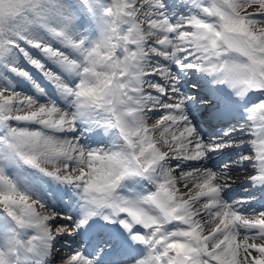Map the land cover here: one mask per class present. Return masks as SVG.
Here are the masks:
<instances>
[{
    "label": "snow or ice",
    "instance_id": "obj_1",
    "mask_svg": "<svg viewBox=\"0 0 264 264\" xmlns=\"http://www.w3.org/2000/svg\"><path fill=\"white\" fill-rule=\"evenodd\" d=\"M57 260L264 264V0H0V264Z\"/></svg>",
    "mask_w": 264,
    "mask_h": 264
},
{
    "label": "rangeland",
    "instance_id": "obj_2",
    "mask_svg": "<svg viewBox=\"0 0 264 264\" xmlns=\"http://www.w3.org/2000/svg\"><path fill=\"white\" fill-rule=\"evenodd\" d=\"M191 77H195V76H192V74H189ZM202 84V83H201ZM155 119H156V117H153L152 118V120L150 121V122H155ZM249 155V154H248ZM249 171H251V170H249Z\"/></svg>",
    "mask_w": 264,
    "mask_h": 264
},
{
    "label": "bare ground",
    "instance_id": "obj_3",
    "mask_svg": "<svg viewBox=\"0 0 264 264\" xmlns=\"http://www.w3.org/2000/svg\"><path fill=\"white\" fill-rule=\"evenodd\" d=\"M226 124H227V122H226ZM237 126H239V125H236V127H237ZM232 171H233V169H232Z\"/></svg>",
    "mask_w": 264,
    "mask_h": 264
}]
</instances>
